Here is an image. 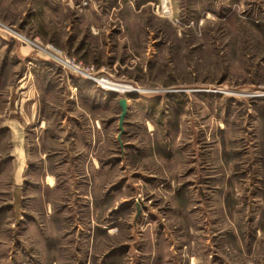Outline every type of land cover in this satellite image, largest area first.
<instances>
[{
  "label": "rangeland",
  "instance_id": "rangeland-1",
  "mask_svg": "<svg viewBox=\"0 0 264 264\" xmlns=\"http://www.w3.org/2000/svg\"><path fill=\"white\" fill-rule=\"evenodd\" d=\"M164 1L0 0V264H264V0Z\"/></svg>",
  "mask_w": 264,
  "mask_h": 264
},
{
  "label": "water",
  "instance_id": "water-1",
  "mask_svg": "<svg viewBox=\"0 0 264 264\" xmlns=\"http://www.w3.org/2000/svg\"><path fill=\"white\" fill-rule=\"evenodd\" d=\"M120 106L122 108V113L120 115V128H121V132H123L125 119H126V116L128 115V109H129L128 99L122 98L120 100Z\"/></svg>",
  "mask_w": 264,
  "mask_h": 264
},
{
  "label": "crops",
  "instance_id": "crops-1",
  "mask_svg": "<svg viewBox=\"0 0 264 264\" xmlns=\"http://www.w3.org/2000/svg\"><path fill=\"white\" fill-rule=\"evenodd\" d=\"M0 34L2 35V36L0 37V44H3V43L7 44L6 41H4V39H2V37L4 36L3 31L0 32ZM3 45H4V44H3Z\"/></svg>",
  "mask_w": 264,
  "mask_h": 264
},
{
  "label": "bare ground",
  "instance_id": "bare-ground-1",
  "mask_svg": "<svg viewBox=\"0 0 264 264\" xmlns=\"http://www.w3.org/2000/svg\"><path fill=\"white\" fill-rule=\"evenodd\" d=\"M163 1H164V0H163ZM164 2H165V4H166L167 0H165ZM165 4H164V5H165ZM165 8H167L166 5H165ZM105 83L107 84V82H105ZM120 87H121L120 90H122V91H124L125 88H126V89L129 88V87H124V86H120Z\"/></svg>",
  "mask_w": 264,
  "mask_h": 264
},
{
  "label": "built area",
  "instance_id": "built-area-1",
  "mask_svg": "<svg viewBox=\"0 0 264 264\" xmlns=\"http://www.w3.org/2000/svg\"><path fill=\"white\" fill-rule=\"evenodd\" d=\"M68 63H69V62H67V64H68ZM76 68H77V67H76ZM78 70H80V69L77 68L76 71L78 72ZM87 75H88V74H87ZM89 76H91V75H89ZM90 79L95 80V78H92V77H90ZM259 96H261V97L264 96V93H263V94H260Z\"/></svg>",
  "mask_w": 264,
  "mask_h": 264
}]
</instances>
